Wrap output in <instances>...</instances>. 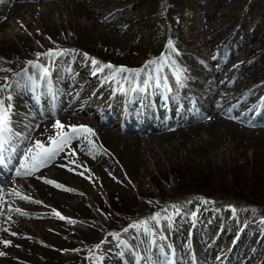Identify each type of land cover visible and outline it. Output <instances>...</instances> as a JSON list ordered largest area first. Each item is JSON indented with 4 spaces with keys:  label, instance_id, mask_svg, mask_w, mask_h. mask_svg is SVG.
Returning <instances> with one entry per match:
<instances>
[{
    "label": "bare ground",
    "instance_id": "obj_1",
    "mask_svg": "<svg viewBox=\"0 0 264 264\" xmlns=\"http://www.w3.org/2000/svg\"><path fill=\"white\" fill-rule=\"evenodd\" d=\"M122 1L30 0L29 2L24 0L21 2L19 0H0V69H4L0 70V87L5 89L0 92V99H3L6 104L12 105V132L6 134L7 143L2 152V160L8 167H5L3 162L0 163V174L6 171L9 176L8 182L0 186V197H2V203H0V264H63L69 258L58 249L70 251L74 243L72 239L83 243L97 233L98 218L87 207L85 198H80L75 194L77 192L76 176L74 179L71 173L79 172L81 175L82 171H85L99 180H105L110 174L125 176L130 180L138 179L144 173V156L141 150L145 149V146L161 142H165L168 146L165 156L170 155L172 159L175 156L182 157L183 160H188L189 165L197 164L196 169L203 165L219 171L220 165L226 161V156L224 157L225 154L219 155L223 151L211 153L210 147L223 141L224 137L240 133L235 132L236 127L240 130L248 129V127L256 129L259 132L257 137L264 138V130L261 129L264 127V98L253 102L247 100L257 89H264V84L242 91L240 94L227 93V91L220 94L219 89L214 86H205L184 73L182 79L188 84L186 87L183 86V82L180 84L174 77L178 68L175 69L176 66L171 65L169 60L167 64H162L161 68L147 64L148 66L146 65L141 71L122 73L104 68L102 64L89 65L85 58H80L73 51L68 52L67 55L52 56L48 61H45L44 57L37 63L28 61L37 50L32 35L42 40L41 37L44 35L41 36V33L45 34L47 38L54 39L67 35L71 42L93 41L101 44H106V42L115 44L122 41V37L115 32L128 38L148 36L150 39L151 30L148 32L147 28H151V24L145 21L149 14V6L143 4L142 6L132 5L129 8H121ZM210 4L217 6L219 1L213 0ZM92 6L95 8L94 10L90 9ZM144 10V15H142ZM258 10L264 13L263 6H259ZM34 12L40 15L41 25L37 32L32 29V26L37 29L34 22L39 23L38 18L34 17ZM118 17L122 18L120 26H116L112 22ZM105 18H110V20ZM165 22L174 26L171 30L172 36L177 38L181 35L177 26V18L172 10L169 11ZM210 29L216 31L217 24L212 23ZM238 40L234 43L237 48L244 42ZM228 42L224 43L225 47L230 44ZM175 48H177L175 45L169 47V52L172 55L171 60H175L184 70L183 72L196 73L189 66L194 62L188 59L185 53L178 52ZM224 48H218L215 53H209L205 59L195 57V61L207 67L208 70H212V65L208 61L216 60L223 64L230 52L227 50L223 54ZM73 55L76 56V59L73 58ZM23 63L28 67L22 65ZM250 63H244L228 77L231 79L239 77L243 69L250 66ZM101 68L103 71L100 70ZM29 70L37 75L36 79L37 83L41 85L40 87L39 84L31 80ZM48 71H50L49 76ZM108 75L113 77L108 80ZM204 76L217 86L224 87L226 84V78L216 82L211 76L207 74ZM82 77L85 78V82L82 88L78 89L77 86ZM119 77L121 90L113 92V84ZM150 78L154 82L165 79L173 81L174 78L181 88V93L176 95L173 91L168 92L167 85H163L167 89L163 91L156 85L153 97L150 94L148 96L145 89L142 91L138 89V83L148 82ZM125 84H129L131 88H129L130 91L124 103ZM194 85L204 91L197 88L202 95L206 94L204 101L208 107L201 105L195 96L190 95L189 101L185 98L189 93V86L193 88L192 91H195ZM34 88H39L38 100L34 94ZM9 95L12 97L11 100L7 99ZM48 106L54 108L56 118L61 124L91 128L95 132V136L88 139H91L93 144L89 145L84 137L74 138L70 142L75 151L74 155H68L70 149L65 148L47 166L42 167L33 175L18 177L16 172L21 170L20 165L24 162L28 149L34 146V142L41 141L48 146L49 137L55 135L54 128L48 127V124L42 122V118L51 112ZM185 106L190 109V114L185 111ZM226 106L227 108H224ZM32 109L38 110L40 114H43V117H32ZM122 113L123 118H117L115 121L116 117L121 118ZM78 115H83L85 118ZM172 116L175 117L174 121H172ZM91 117H94L95 120H92ZM204 119H206V124L199 123ZM26 126L28 127L26 128ZM17 129L25 131L26 134L19 135L15 132ZM50 129H53L54 133L50 134ZM166 129L169 133H165ZM156 131L164 136L156 139L149 138L150 134L157 133ZM122 133L130 135L124 136ZM218 156L219 164L218 161L213 162ZM78 177L80 178V176ZM45 180L55 181L63 188L54 187L45 183ZM17 192L20 196L29 199H20L15 195ZM32 197L33 199H31ZM35 199L40 202L37 203ZM30 200L49 209H39L35 204L29 203ZM200 206L196 203L190 208V212L186 211L178 216L171 213L163 214L161 220L174 219L172 225L162 227L165 236L169 238L170 234L173 241L167 243L163 238L159 237L158 239L161 247L165 246L167 253L162 249L160 256L152 254L147 259L139 243L127 245L128 242H126L124 243L125 248L129 249L130 254L126 255L121 264H170L172 260L169 258L170 250H172L174 264H195V261H198V255L197 260L194 261V256L197 253L191 252L192 242L197 235L202 239L205 228L207 231L214 226L220 230L215 241H212L207 249L203 244L201 245L204 256L207 257L213 253L228 227H233V231L231 234L226 233L225 242H228L231 237L234 238L226 253L225 250H222L217 255L214 264H233L241 253L247 255L242 264H248L249 261L251 263V260L256 256L254 251H247V248L253 242L256 243V248L264 249V224L261 223L256 228L253 227L252 230L249 228L254 223V218H252L251 221L244 222L246 225L244 224V228L241 227L240 231L237 228L238 222L234 223L232 220L231 224L233 225L231 226L228 222L217 221L220 216L218 212L217 218L211 219L210 217V220L209 218L207 220L206 217L209 213H206V207ZM23 208L29 209L31 212H23ZM17 209L19 212L16 211ZM38 209L50 218L46 223H44L45 219L41 222L36 218L33 211ZM197 209L200 211L197 212ZM59 211L67 214L68 219L71 218L83 225H72L67 220L59 219L55 215V212ZM189 213L194 216H189ZM196 214L190 239L186 240L188 237L185 235L186 229L192 224V217H195ZM30 217L34 220L32 221ZM157 227V221H155L148 231L157 236ZM4 229L8 231H4ZM144 234L145 232L139 235L142 236L141 239ZM4 241L8 242V246H5ZM114 251L115 249H111L110 254L100 259V264H113L111 258L114 257ZM119 260L115 259L114 262ZM259 264H264V251Z\"/></svg>",
    "mask_w": 264,
    "mask_h": 264
},
{
    "label": "rangeland",
    "instance_id": "obj_2",
    "mask_svg": "<svg viewBox=\"0 0 264 264\" xmlns=\"http://www.w3.org/2000/svg\"><path fill=\"white\" fill-rule=\"evenodd\" d=\"M19 1L24 2V0ZM28 1L30 2V0ZM212 1L213 0H123L120 5L121 8H129L132 5L142 6L143 4L149 6V14L146 16V20L144 18L143 21H148V23L151 24V28H147L148 32L151 30L150 39L148 36H143L142 38H128L119 32H115L122 37V41L115 44L107 42L106 44H101L93 41L87 43L84 41L71 42L70 37L67 35L54 39L47 38L45 34L41 33V36L44 35V37H41L42 40H39L35 35H32L37 50L32 57L29 56L31 58L28 61L37 63L42 60V57L45 58V61H48L51 57L47 56L46 53L49 51L54 53L60 52L65 55H67L68 52L73 51L74 53H77L80 58H85L89 65H93V60H95L99 62L98 64H102L103 66L112 65L113 67L111 69L114 70L124 68L128 71L135 72L143 70L147 64L149 66L152 64L155 68H161V65L167 64L169 60L171 65L176 66L175 69L178 68V71H176L174 76L175 78L184 77V73H186L198 82L205 84V86H214L219 89L220 94L224 91H227V93L234 92L240 94L242 91L244 92L245 90L263 85L264 13L259 11L258 8L259 6L264 7V0H218L219 4L217 6L210 4ZM90 9L94 10L95 8L92 6ZM170 10L173 11L175 18H177V26L181 31L182 37L181 35L177 38L172 36L171 30L174 26L165 22V18L168 16ZM144 12L145 10L142 15H144ZM34 17L38 18L37 20L39 23L34 22L37 29L34 28V26H32V29L34 32H37V30L39 31L38 27L41 25L40 15L34 12ZM105 19L110 20V18ZM121 21L122 18L118 17L113 19L112 22L116 26H120L122 23ZM212 23L217 24L218 29L216 31L210 29ZM237 39L244 41L239 48L234 45ZM226 41H229L228 43H230L227 47L224 46ZM86 45L87 47H85ZM170 45H175L177 47L175 49L178 52L185 53V56L187 55V58L194 62L189 66L194 69L196 73L183 72L184 70H182L176 61L171 60L172 55L169 52ZM218 48H224L223 54L227 50H230L223 64L216 60L213 62L208 61L209 64L212 65V70H208L207 67H204L195 61V57L205 59L209 53H215ZM149 49L154 51V56L151 55L152 53H145V51ZM73 56V58L76 59V56ZM140 59L142 60V63H139L140 61L138 60ZM126 61L129 63H139L140 66L129 67L122 65V63ZM153 61H155V63H150ZM179 62L184 64L183 61L179 60ZM247 62H251L249 64L250 66H246L239 77L234 79L228 77L230 74H233L236 69L242 67V65ZM22 65L28 67L25 63ZM166 73L168 74V72ZM204 74L211 76L216 82L226 78L225 86L221 87L217 86V84H213L206 79ZM29 75L31 76V80L37 83V75L33 74L30 70ZM49 75L50 71H48V76ZM164 81H167V79L163 81H155L154 84L161 85ZM84 82L85 78L82 77L79 80L77 88H82ZM184 82L186 86H188L186 81ZM230 84L231 86H229ZM40 86L41 85L39 84V87ZM150 87L151 89H149L147 93L148 96L150 94V96L153 97L155 88L152 89V85ZM197 88L203 91L198 86H195V91H192L193 88L189 86V90L197 98V101H200L201 105L208 107L207 103L204 101V96H206V94L202 95ZM176 89L181 93V88L179 86H177ZM119 90L121 89H117V92ZM189 97L190 95L187 94L185 98L189 101ZM263 98L264 89L259 88L252 96H249L247 100L253 102L254 100L260 101ZM227 106L224 108H227ZM184 108L186 109L185 111L190 114V109L187 106ZM40 115L43 117V114ZM31 116L38 118L37 113L33 110ZM78 116L84 117L83 115ZM87 117L90 118V116ZM57 119L56 116H52L51 118V116L47 114L42 118V122L48 124V127H53ZM91 119L95 120L94 117H91ZM172 119H175V117H172ZM199 123L206 124V119ZM261 129L264 130V127H261ZM50 130V134L54 133L53 129ZM15 132L19 135L26 134L25 131L19 129ZM156 132L158 134L152 132L149 138L156 139L164 136L162 133H159L158 131ZM235 132L240 133H237L236 135L234 133L227 136V138L224 137L222 138L223 141L210 147V151H212L211 153L223 151V153L219 155L225 154L224 157L226 156V161L220 165L221 167L219 171H215L210 166L204 167L203 165H201L199 169H196L195 167L197 164L192 163L189 165L188 160H183L182 157L175 156L172 159L170 155L165 156V150L168 146L165 142H161L160 144L155 143L156 145L145 146V149L141 150L142 155L144 156V173H142L138 179L132 178L134 180H130L125 176L110 174L105 180H99L81 169L80 170L85 176L80 175L79 172L71 173L74 179L76 176L75 183L77 192L75 194L80 198H85L84 200L86 201L87 207L98 218V224L96 230L97 233L93 237L84 241V244L82 241L80 243L79 240L72 239V242L74 241L75 243H73V250L62 251L61 249H58L59 252H62L67 258H69L63 264H100V259L110 254L109 251L111 249H115L113 253L114 257L111 258L113 261L112 263L117 264L120 262L121 264L126 255L130 254L129 249L127 250L125 248L124 243L126 242H128L127 245H136L139 243L142 252L147 253L145 249L147 248L149 233H145L142 239V236L140 237L139 235L148 231V228L153 225V219L151 218L153 216H158V219H162L164 213H171L174 216H178L180 213L186 211L190 212V208L196 203H198L199 206L203 203L201 206L206 207V213H209L206 217L207 220L208 218L210 220V217L211 219L216 217V215L220 213L219 218L216 217L217 221L221 220L222 223L228 222L231 226L233 225L231 224L232 220L234 223L238 222L239 224L237 228H239L238 230L240 231V228H244V224L248 220L251 221L252 218H254V223L249 227L250 229L252 228L253 230V227L256 228V226H259L261 223L264 224V222H262L264 221V216L258 206L248 205L242 207L240 201H236L230 196V192H227L229 195H226V193L224 195L217 193V191L221 189L224 191L231 190L232 192L236 185L239 188H242L243 191L259 187V185L260 187H264V185H261L263 182L262 176L264 178V138H258V130L250 127L242 130L236 127ZM165 133H169V131L166 129ZM122 135L129 136L130 134L122 133ZM173 141L176 142V140ZM67 148L70 149V152L75 153L74 148L70 143L66 149ZM215 158L216 159L213 162L218 161L219 164V156ZM258 170H260L259 173H257ZM78 176H80V178ZM77 179L78 181H76ZM7 182L8 181H4L0 183V185ZM201 184L203 187L209 188V190L204 193L199 191L195 192L194 189ZM183 186L184 188H182ZM182 189L187 191V193H184L187 195L180 192ZM210 190L215 194H209ZM255 191L259 193L258 190ZM219 198H221V200H219ZM31 199H33V197ZM173 202H176L178 205ZM29 203L35 204L39 209H49L42 205H38L32 200H30ZM17 208L20 209L19 206H17ZM39 209L34 210L33 212L36 214L37 219L40 221H44L45 219L44 223H46L47 219L50 218H48L46 214H42V210ZM114 209H120L121 212L118 213ZM22 211L31 212V210L26 208H23ZM199 211L200 210L197 209V212ZM58 213L65 218L63 220L69 221L72 225H83L73 219L71 220V218L68 219L69 216H67V214L65 215L60 211ZM189 216L194 215L189 213ZM196 216L197 214L195 217ZM31 218L32 217H30V219ZM31 220L33 221L34 219ZM165 220L169 223L168 225L174 223L173 218L171 220L165 218ZM24 221L26 220L24 219ZM143 223L145 224L143 225ZM112 226L116 229L120 228L121 230L111 231L110 228H113ZM145 226L149 227L146 228ZM184 228H186V226H184ZM228 228L227 232L224 231L223 238L219 245L214 249L213 253L207 257L203 255L201 245L203 244L204 248L207 249L212 244V241H215L220 228L214 226L207 231L205 228V233L202 234V239L199 235L196 236L191 245V252H193V254L195 252L197 253L194 256V261L197 260L198 255V261H195V264H205L206 262L204 261L206 260H209V264H214L216 263L217 255L222 250H225L226 253L230 243L234 241V238L231 237L228 242H225L226 233L231 234L233 231V227ZM186 230L185 235L188 234L189 228ZM164 237L167 243L171 240L173 241L170 234L169 238L167 236ZM158 239V235H152L150 237L149 246L150 249H153L150 250V256L152 254L154 256H160L162 249L167 253L165 246L161 247ZM97 246L99 247L97 248ZM248 248L247 251H254L256 256V258L254 257L251 260V263L249 261L248 264H259L263 257L264 249L262 247L256 248L255 242L251 243ZM246 256V254L241 253L236 257L233 264H242L244 261L243 259ZM115 259L120 260L114 262ZM208 262L206 264H208ZM172 263L174 264V261Z\"/></svg>",
    "mask_w": 264,
    "mask_h": 264
},
{
    "label": "snow or ice",
    "instance_id": "obj_3",
    "mask_svg": "<svg viewBox=\"0 0 264 264\" xmlns=\"http://www.w3.org/2000/svg\"><path fill=\"white\" fill-rule=\"evenodd\" d=\"M171 46V45H170ZM63 53L60 52H51L49 51L46 53L47 56L52 57L55 55H61ZM39 55V54H38ZM98 61L93 60V64H98ZM155 63V61L150 62ZM104 68L111 69L112 65H104ZM4 70V69H0ZM103 71V68L100 69ZM117 72H126L127 69L120 68L116 70ZM5 89L3 87H0V92H3ZM11 96L9 95L7 97L8 100H11ZM11 115H12V105L6 104L3 99H0V163L3 162L2 160V152L4 150V146L7 143L6 140V134L12 132V121H11ZM53 128L55 130V135L49 137V145L46 146L41 141L34 142V146L32 148L28 149V154L24 157V162L20 165V169L16 172V176H30L33 175L36 171H39L42 167H45L49 164L50 161L54 160L57 155L65 150V148L69 145L72 139L74 138H80L84 137L87 139L88 144H93V141L91 139H88L89 137L95 136V132L86 126H65L60 123V121H56L53 125ZM67 128V130H65ZM68 155H74V153L70 152ZM83 175V173H81ZM45 183L51 184L54 187L57 188H63L62 185L56 183L52 180H45ZM66 191H69L68 189H63ZM15 195L19 196L20 199L28 200V197L20 196V194L17 192ZM0 203H2V197H0ZM39 203V202H37ZM11 211V209H10ZM19 212V209L16 210ZM55 215L59 219H65L63 216H61L58 212H55ZM151 219L158 220V216H153ZM264 222V221H262ZM4 231H8L7 229H4ZM14 235V233H12ZM5 246H8V242L4 241ZM99 246H97L98 248Z\"/></svg>",
    "mask_w": 264,
    "mask_h": 264
},
{
    "label": "trees",
    "instance_id": "obj_4",
    "mask_svg": "<svg viewBox=\"0 0 264 264\" xmlns=\"http://www.w3.org/2000/svg\"><path fill=\"white\" fill-rule=\"evenodd\" d=\"M145 53L146 54H149V53H153L154 54V51L153 50H146L145 51ZM138 61H140L139 63H142V60L140 59V60H138ZM128 61H126V62H123L122 63V65H125V66H129V67H133V66H140V64L139 63H136V62H134V63H127ZM259 171L260 170H258V172L257 173H259ZM262 184L261 185H264V178H263V176H262ZM254 186V185H253ZM182 188H184V186L182 187ZM209 190V188H207V187H203L202 186V184L201 185H198L197 186V188H195L194 189V191L196 192V191H199V192H202V193H204V192H207ZM255 190H258L259 191V193L257 192V191H255ZM180 192L182 193V194H184V193H187V191L185 190V189H182V190H180ZM227 192H230V196L232 197V198H234L236 201H240L241 202V206L243 207V206H248V205H256V206H258L259 207V209H260V211H261V213L263 214V216H264V187H260V185H259V187H255V188H250V189H246L245 191H243V189L242 188H239L237 185L236 186H234V188H233V190H232V192H231V190H226V191H224L223 189H221V190H218L217 191V193H220V194H222V195H224L225 193H226V195H229ZM209 194H215V193H213L211 190L209 191ZM184 195H187V194H184ZM219 200H221V198H219ZM173 203H175L176 205H178L176 202H173ZM113 208V207H112ZM115 210V209H114ZM115 211H117L118 213H120L121 212V210L120 209H116ZM139 219V218H138ZM136 220V219H135ZM126 224V223H125ZM124 224V225H125ZM113 226H115V225H113ZM112 226V227H113ZM112 231H119V230H121L120 228L119 229H116L115 227H113V228H110Z\"/></svg>",
    "mask_w": 264,
    "mask_h": 264
}]
</instances>
